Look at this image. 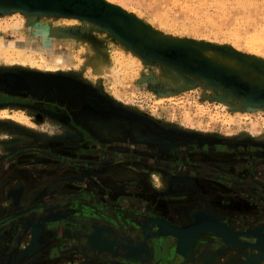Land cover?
Segmentation results:
<instances>
[{
  "label": "rangeland",
  "instance_id": "1",
  "mask_svg": "<svg viewBox=\"0 0 264 264\" xmlns=\"http://www.w3.org/2000/svg\"><path fill=\"white\" fill-rule=\"evenodd\" d=\"M127 21L139 34L123 32ZM38 33L50 50L39 53L49 61L62 52L70 65L46 71L55 65L22 53ZM263 40L264 0H0V99H7L0 112L32 121L0 118V264H117L109 245L130 243L147 226L153 234L145 264H179L176 244L156 250L160 238L174 235L161 222H145L146 213L185 226L176 211L187 210L192 224L230 221L264 237ZM87 46L104 60L103 72L78 62ZM240 61L250 66L239 68L243 75ZM80 110L95 121L74 119ZM59 158L66 162L48 167ZM245 192L253 196L242 202L240 220L227 202L246 200ZM130 198L147 210L128 205ZM174 237L190 251L185 264L238 260L227 246L203 263L191 257L206 238L222 242L212 230L189 244Z\"/></svg>",
  "mask_w": 264,
  "mask_h": 264
},
{
  "label": "flooded vegetation",
  "instance_id": "2",
  "mask_svg": "<svg viewBox=\"0 0 264 264\" xmlns=\"http://www.w3.org/2000/svg\"><path fill=\"white\" fill-rule=\"evenodd\" d=\"M5 100H7V99H5V98L0 99V103L5 102ZM63 110H64L65 114L66 113L71 114L72 111H73V109L72 110L70 109V106L63 107ZM80 111L75 113L74 119L77 118L78 121L80 120V122H81V121H83V118L85 116H88V117H91V119L93 121H95V119L90 114H88L91 111L86 110L87 113L85 111L84 112L83 111L80 112ZM91 113H93V112H91ZM70 121L72 122L71 119H70ZM50 157L53 160L56 159L55 154L50 155ZM62 161L66 162V159L65 158H61V159L59 158V159H57V163L54 162V163L48 164V167H50L51 169L57 170V168L59 166H61L60 163H62ZM144 162H148L150 164H157V165H161V166H165V167L167 166V167H171V168H176L177 170H182V171H185V172H191L192 175H194L196 177H199V178H201L203 180L210 181V182L217 181V182H220V183H226L228 185H231V186H234V187H241V188H244V186L245 187L246 186H252L249 182H246V181H243V180H235V179L231 178L230 176L226 177V176L221 175V174L203 171V170H200V169H197V168H194V167H187V166L184 167L181 164H176V165H171L170 166V164L167 163V162H160L158 160H150V159L149 160H144ZM203 187H204V189L205 188H207V189L209 188V187L204 186V185H203ZM252 188H254V187L252 186ZM259 192H262V191H259ZM246 193L247 192H245V195L242 194L243 195L242 198H245V197L248 196ZM252 196L249 197V198L248 197L245 198L246 200H243V199L241 200V199H239L237 197V199L234 198V199L229 200L227 202L228 203L227 208H229L231 211H234L237 214V215L236 214L234 215L235 216L234 218H238L239 217L240 220H243V218L240 217V215L245 214L244 211H243L244 206L242 205L243 204L242 202H247V200L252 198ZM250 203L251 202H249V204ZM128 205L133 206V207L142 206L144 211L147 210L146 207L148 206L146 203H141L140 204L139 201H136L135 199H131V198L128 200ZM259 208H261V210L264 211V207L263 206H261ZM219 212H221V211H219ZM227 212H228V210H227ZM238 214H239V216H238ZM148 216H151L153 218L152 222L147 220ZM2 218H4V216H1V219ZM229 218H233V216H229ZM144 221L145 222H149V223H153V222H159L160 223L161 222L163 226L161 227L162 229L161 228L160 229H161V231L163 230L165 232H167L168 229H174V230L176 229V230H178V229L190 227L192 225L201 224V223H195V224L191 223V224H185V226H182L179 222L172 223V222H169V221H167L165 219L161 220L157 216H153V215H150V214H147V213H146V216L144 218ZM205 222H214V221L207 220ZM229 222H227L226 225L220 224V223H217V224L218 225H222V226L230 229L231 231L241 232V230H237V229L233 228L230 225ZM202 223H204V222H202ZM214 223H216V222H214ZM209 231L210 230H202L199 234H205V232H209ZM139 233L140 234L138 236H136V238H134L133 241L130 242V243H124V244L121 243L120 244V243L113 242L112 246L109 245V251L108 252L110 254L114 255V258L112 260L113 263H115V261L118 260L116 263L120 264V262H121L120 259H121L123 261L121 263L129 264L126 261L129 258H135V259L143 260V263H141V264H145V262H147L148 256H150V252H151L150 239L152 238L151 236L153 234V231H151L150 226L149 227L147 226L146 229H142L141 232H139ZM167 233H169V232H167ZM169 234H172V233H169ZM199 234L197 235V237L199 236ZM197 237H195V239ZM181 238L183 239V237H181ZM160 239H161L162 243L161 242H157V241H156V243H158V244L161 243V246H159L158 249L156 248V250H160L161 249V251L163 252V250L165 249L164 248L165 245H170V244L172 245L174 243L172 248H174V250H175V244H176L178 246L176 251L180 250L182 253L185 254L183 256V255H181V252H177L178 254L176 256V260L178 261V263L179 264H185L187 262V259L190 256V251L187 253L186 250H188V249L185 250L184 244L182 242L180 243V245L177 244L176 243L177 242L176 238L174 236L173 237L170 236V238L167 241L165 240L167 238H160ZM111 240L112 239H110V241ZM152 243H153V241H152ZM222 248L225 250L222 242H219V241L215 242L214 240H211V238H206V242H202L201 246L198 249V251L193 256L191 255V257L195 258V259H197V257H198L197 260H199L200 263H203L202 261H204L205 257L208 255V253L210 255H212L216 251H218V250H220ZM0 253H1V250H0ZM208 257H209V255H208Z\"/></svg>",
  "mask_w": 264,
  "mask_h": 264
},
{
  "label": "bare ground",
  "instance_id": "3",
  "mask_svg": "<svg viewBox=\"0 0 264 264\" xmlns=\"http://www.w3.org/2000/svg\"><path fill=\"white\" fill-rule=\"evenodd\" d=\"M251 11H253V10H251ZM120 24L125 27V31H123V32H125L129 36H131V34H133V31H136L137 33L140 31V30H138V29H136L134 27V25L136 24V22H135L134 25H133L132 21H127L124 24L122 22H120ZM141 28H142V26H141ZM32 37H34L35 39L30 40V42L23 47V50L21 48L20 49H21V51H23L22 53L27 52V53L35 54L36 55V58H38L43 63V65L46 64V63H48V62H50V64H53V66L55 65V67L53 69L50 68L49 66H46V68H45L46 71H52V70L54 71V70H57V68H58L57 65L58 64L66 63L67 65H70V58L66 57L65 54L62 53V52L61 53H57L56 52L57 54L54 55L55 57L54 56H50V55L47 56V58H49V61L47 59H45L44 56L41 53H39V52H42L43 50H45L46 52H50V50L48 51L47 48L45 49L41 45V43H40V41H41L40 39H42V37H45V36L38 33L36 36L34 35ZM1 45H2V48L3 49H7V48L16 49L15 46H14L15 44L13 45L11 43H9V44L1 43ZM17 50H19V49H17ZM85 50H86L85 53L82 54L80 56V60H78V62L81 63V66L82 67L83 66H85V67L86 66H89V69H91L94 73H98L99 71L100 72H103L104 71L103 70L104 69L103 67L105 66V64H104V60L99 55V53H97L96 51L93 50V48H90L88 46L86 47ZM42 53H44V52H42ZM132 57H131V59H132ZM128 58H129V56H128ZM32 60H33L32 58H27V59L23 60L22 62L25 63L24 65H27V67L33 65L31 67V68H33L34 67V64H33V61ZM130 61L134 62V60H130ZM240 62L241 63L239 65L237 64V66H238L236 68L237 71H240L239 68H241L242 65L245 66L246 68H250V66L247 65V63L245 64V61H240ZM252 66H255V64L252 63ZM256 67H258L259 69H261V67H259V66H256ZM220 68L221 69H219V70H222L223 69V70L226 71V67L225 68L224 67H220ZM246 71L250 72L249 70H246ZM239 73H240V75H243V73L241 71ZM245 76H246V74H245ZM10 81H11V78H10ZM178 83H179V81H178ZM4 111L2 110L0 112V118L7 119L8 117H11V119L17 120L18 122H21L22 124H24V123L29 124V122L32 124V121H29V119L26 118L25 115L22 112H19L20 114H18L16 111H11V112H10V110H4ZM187 212H188L187 210H177L176 211L177 216L181 220L180 222H182V224H189V223H191L193 221L191 219L192 216L190 217V214H188L189 212L188 213ZM175 231L177 233H173L174 236H176V237H178V236L180 237L181 236V237H183V238L186 239V236L188 235V231H186L185 229H178V230H175ZM254 232H256V231L254 230ZM186 241H187V239H186ZM221 241H222L223 246H227L226 248L230 249L233 252V254H235V255L238 256V260H239L240 263H243V264H264V247H262L261 245L254 244V243H251V242H241V241H237L235 239L227 238V237H224V239L221 238ZM233 254H232V256H233ZM238 260H236V264H237Z\"/></svg>",
  "mask_w": 264,
  "mask_h": 264
},
{
  "label": "water",
  "instance_id": "4",
  "mask_svg": "<svg viewBox=\"0 0 264 264\" xmlns=\"http://www.w3.org/2000/svg\"><path fill=\"white\" fill-rule=\"evenodd\" d=\"M175 230L174 229H168L167 232L173 234V233H176ZM185 230L188 231V235L186 236L187 241L185 238H184V240L188 244L202 230H212L223 239H224V237H227V238H232V239H235V240L241 241V242H251V243L258 244V245H261L262 247H264V237L261 234L256 235L257 233H253L254 231H249V232L231 231L230 229H228L222 225H218L217 223H214V222H204L201 224L192 225L190 227H187V229H185Z\"/></svg>",
  "mask_w": 264,
  "mask_h": 264
}]
</instances>
